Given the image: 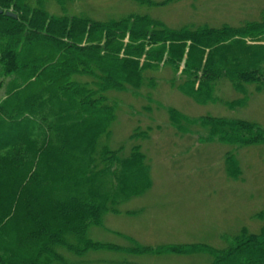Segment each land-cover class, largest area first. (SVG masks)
<instances>
[{
	"label": "rangeland",
	"instance_id": "374dc122",
	"mask_svg": "<svg viewBox=\"0 0 264 264\" xmlns=\"http://www.w3.org/2000/svg\"><path fill=\"white\" fill-rule=\"evenodd\" d=\"M50 8L63 13L53 1ZM8 10L13 12L12 7ZM65 12L105 20L130 12L148 14L174 29L184 25L241 26L264 18V0H74ZM240 40L246 45L264 43L259 36L235 35L204 52L197 50L200 47L192 50H196V58L203 55L205 62L209 54L221 57L227 52L240 53L244 49ZM123 42L124 47L138 43L128 35ZM147 43L144 50L148 52L153 43ZM183 43L185 46L178 43L165 51L178 48L177 55L182 58L174 85L172 67L161 65L144 71L140 89L109 92L117 105L104 144L119 158L111 163L106 161L107 167L81 158L80 154L87 149L86 126L69 129L58 124L57 119L58 127H52L57 130L52 138L49 136L45 152L39 148L40 123L32 126V134L23 143L13 139L15 145L19 144L18 151L5 157L13 169L4 172L5 178L0 179V205L10 204L0 230V238L4 237L2 245H40L49 232L66 229L68 224L85 217L90 220V214L97 213L87 237L102 247H92L79 256L63 251L72 264H210L213 251L136 253L130 247L155 249L169 244L205 243L222 249L241 231L258 230L262 221L257 215L264 211V141L236 142L242 130L233 136L228 133L223 139L220 134L211 133L210 126L202 125L201 117L242 118L264 127V94L249 85L251 93L247 100L234 102L242 95L225 78L215 91L221 101L196 103L176 86L185 78L180 74L189 56L195 59L188 54L191 42ZM34 52H23L20 57L25 59ZM137 59L142 63L145 54ZM150 77L153 84L149 85ZM2 79L0 72V82ZM6 91L5 85L0 86V102L7 99ZM58 104L57 101L52 108L57 109ZM171 108L184 116L180 123L172 119ZM246 136L250 137L249 133ZM71 143H85L84 148L74 151L75 163L65 158ZM52 155L57 161L50 158ZM14 157L16 160L12 161ZM36 158V166L29 171L19 170ZM62 188L68 190L64 192ZM91 195L95 201L87 204V212L81 217L57 214L58 209L71 202L86 201ZM8 196L10 201L6 200ZM59 223L62 226H57Z\"/></svg>",
	"mask_w": 264,
	"mask_h": 264
},
{
	"label": "trees",
	"instance_id": "16d2710c",
	"mask_svg": "<svg viewBox=\"0 0 264 264\" xmlns=\"http://www.w3.org/2000/svg\"><path fill=\"white\" fill-rule=\"evenodd\" d=\"M51 1L59 5L63 13L52 12ZM73 1L0 0V8L4 11L0 13V72L3 78L0 86H6L8 96L0 102V179L5 178L4 172L13 169L9 168L5 158L6 154L18 151L19 144L15 145L13 139L23 143L32 134V126L40 123L42 139L39 148L45 152L50 144L49 136L52 138L57 130V119L58 124L69 129L86 126L87 149L80 154L82 159L97 165L103 163V167H107L106 161L111 163L119 158L104 144L117 105L111 101L109 92L130 88L138 90L144 71L163 65L172 67L174 76L171 82L174 85L182 58L177 55L178 48L165 53L170 45L180 43L181 46L189 40L191 51L188 50V54L194 55L196 50L192 48L200 47L197 50L204 52L205 48L211 45L218 47L219 42L235 35L238 38L259 36L264 41V18L241 26L184 25L174 29L148 14L134 12L106 20L85 14L68 15L65 11ZM11 7L16 17L5 14ZM126 35L138 43L124 47ZM148 41L153 45L147 52L144 49ZM240 42L244 47L240 53L227 52L221 57L209 54L205 62L202 61L203 55L198 58L194 55L195 59L189 56L180 74L185 78L176 83L177 88L199 104L221 101L215 91L219 81L225 78L242 95L234 102L247 100L251 93L249 85L264 94V43L246 45ZM33 51L34 55L21 59V53L32 54ZM143 54L145 61L140 63L137 58ZM149 80L150 85L153 78ZM57 101L59 107L53 109L52 105ZM227 103L233 104L230 101ZM170 115L177 124L183 116L175 108L170 109ZM201 124L210 126V132L220 134L223 139L228 133L233 136L236 131L242 130L236 142L264 141V127L246 119L230 120L207 115L201 117ZM54 126L57 127L52 128ZM247 133L250 137L246 136ZM230 139L233 140L232 137ZM84 144L67 145L65 158L75 163L74 151L84 148ZM37 158L31 159L25 166L17 162V166H21L19 170L29 171L33 165L36 166ZM50 158L54 161L58 159L53 155ZM11 160L15 161L16 157ZM82 172L84 176V170ZM90 172L95 174L93 170ZM61 181L62 178H59L58 182ZM62 190L65 192L68 189ZM93 198L94 195H91L86 201L71 202L68 207L58 209L57 214L60 217L65 213L78 215L77 219L87 212V204L94 202ZM6 200L10 201L11 196ZM9 205L7 202L0 205V230L10 212ZM92 214L90 220L85 217L68 224L66 229L49 232L42 243L34 247L21 243L20 247L14 248L10 242L2 245L4 237L0 238V264H72L63 251L79 256L92 247H102V244L87 237L88 227L97 216V213ZM257 217L262 221L257 231H241L231 238L233 243L231 241L222 249L193 243L161 245L155 249L151 246H132L130 250L136 253L206 250L213 251L210 252L213 256L210 264H264V211ZM57 226H62V223ZM42 238L43 235L40 240Z\"/></svg>",
	"mask_w": 264,
	"mask_h": 264
},
{
	"label": "water",
	"instance_id": "95a60500",
	"mask_svg": "<svg viewBox=\"0 0 264 264\" xmlns=\"http://www.w3.org/2000/svg\"><path fill=\"white\" fill-rule=\"evenodd\" d=\"M2 12H3V10L0 8V13H2ZM5 14L8 16L16 17V14L12 11H6Z\"/></svg>",
	"mask_w": 264,
	"mask_h": 264
}]
</instances>
